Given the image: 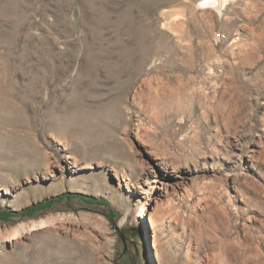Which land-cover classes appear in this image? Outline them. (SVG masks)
Here are the masks:
<instances>
[{"label":"rangeland","instance_id":"1","mask_svg":"<svg viewBox=\"0 0 264 264\" xmlns=\"http://www.w3.org/2000/svg\"><path fill=\"white\" fill-rule=\"evenodd\" d=\"M205 1L0 0V264H264V0Z\"/></svg>","mask_w":264,"mask_h":264},{"label":"trees","instance_id":"2","mask_svg":"<svg viewBox=\"0 0 264 264\" xmlns=\"http://www.w3.org/2000/svg\"><path fill=\"white\" fill-rule=\"evenodd\" d=\"M74 196H75L74 194L64 193V194H61V195H59V196H57V197H54L53 199H50V200L43 201V202H41V203L35 204L34 206L29 207L28 209H26V211H24V212H28L27 215H30V214H32V213H35V212H36L37 210H39V209H43L44 207H50L51 204H53L54 201H57L58 199H62V200H64L65 198H67V199L70 198V199H71V198H73ZM81 197L84 198L85 196H82V195H81ZM84 199H85V198H84ZM85 201H87V202L89 201L90 203H93L92 200H88V199H86ZM42 207H43V208H42ZM30 211H32V212H30ZM103 213H104V215H106V216L112 221V223H113L114 225H116V221H115V219H114L115 214H114V211L112 210V208H108L107 212H103ZM133 236H134V234H133ZM131 243H132L133 245H132L131 248H130V247H129V244H128L127 249H126L124 255H130V256L133 257V250H132V248L135 246V241H134L133 238H132V240H131ZM127 252H128V253H127Z\"/></svg>","mask_w":264,"mask_h":264},{"label":"water","instance_id":"3","mask_svg":"<svg viewBox=\"0 0 264 264\" xmlns=\"http://www.w3.org/2000/svg\"><path fill=\"white\" fill-rule=\"evenodd\" d=\"M137 240L140 241V242H142V244H143V238H142L141 233H140L139 230H135V233H134V241H135L134 252L136 251L135 249H136L137 245L140 243V242H137ZM140 251H141V250H139V254H138V255L141 256V252H140ZM135 253H136V252H135ZM144 254H145V253H144ZM140 256H139V257H140ZM143 263H144V262H143Z\"/></svg>","mask_w":264,"mask_h":264},{"label":"bare ground","instance_id":"4","mask_svg":"<svg viewBox=\"0 0 264 264\" xmlns=\"http://www.w3.org/2000/svg\"><path fill=\"white\" fill-rule=\"evenodd\" d=\"M205 4H216V0H206Z\"/></svg>","mask_w":264,"mask_h":264}]
</instances>
